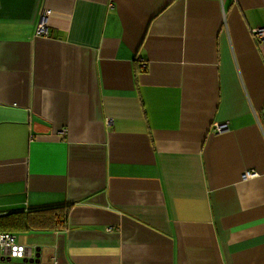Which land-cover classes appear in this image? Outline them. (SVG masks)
Masks as SVG:
<instances>
[{
	"label": "crops",
	"instance_id": "1",
	"mask_svg": "<svg viewBox=\"0 0 264 264\" xmlns=\"http://www.w3.org/2000/svg\"><path fill=\"white\" fill-rule=\"evenodd\" d=\"M260 26L264 0H0V215L67 208L0 264H264Z\"/></svg>",
	"mask_w": 264,
	"mask_h": 264
},
{
	"label": "trees",
	"instance_id": "2",
	"mask_svg": "<svg viewBox=\"0 0 264 264\" xmlns=\"http://www.w3.org/2000/svg\"><path fill=\"white\" fill-rule=\"evenodd\" d=\"M66 207H49L30 211H15L0 215V232L65 227Z\"/></svg>",
	"mask_w": 264,
	"mask_h": 264
},
{
	"label": "built area",
	"instance_id": "3",
	"mask_svg": "<svg viewBox=\"0 0 264 264\" xmlns=\"http://www.w3.org/2000/svg\"><path fill=\"white\" fill-rule=\"evenodd\" d=\"M36 32L38 34L45 33V28L42 22L38 25ZM251 34L254 40L264 42V26L253 28ZM224 127V124L215 123L212 130L221 131ZM243 175L244 177H253L256 173L250 170L246 171ZM4 253L10 258L21 259L26 257L24 246L16 244L14 242V236L9 233H0V255Z\"/></svg>",
	"mask_w": 264,
	"mask_h": 264
},
{
	"label": "water",
	"instance_id": "4",
	"mask_svg": "<svg viewBox=\"0 0 264 264\" xmlns=\"http://www.w3.org/2000/svg\"><path fill=\"white\" fill-rule=\"evenodd\" d=\"M9 260H10V257L8 255H5V253L0 255V261H9ZM27 261L28 262H37L38 261V253H35L34 256L30 257V258H27V256L24 257L23 262H27Z\"/></svg>",
	"mask_w": 264,
	"mask_h": 264
},
{
	"label": "rangeland",
	"instance_id": "5",
	"mask_svg": "<svg viewBox=\"0 0 264 264\" xmlns=\"http://www.w3.org/2000/svg\"><path fill=\"white\" fill-rule=\"evenodd\" d=\"M16 234H17V235H16ZM16 234H13V235H14L16 241L19 242V239H20L21 234H18V233H16ZM19 235H20V236H19Z\"/></svg>",
	"mask_w": 264,
	"mask_h": 264
}]
</instances>
